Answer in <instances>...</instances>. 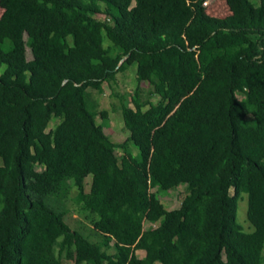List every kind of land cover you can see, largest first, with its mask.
<instances>
[{
	"label": "trees",
	"instance_id": "obj_1",
	"mask_svg": "<svg viewBox=\"0 0 264 264\" xmlns=\"http://www.w3.org/2000/svg\"><path fill=\"white\" fill-rule=\"evenodd\" d=\"M208 1L0 0V264L262 263L264 0ZM132 65L115 142L87 89ZM180 185L173 209L152 190ZM72 187L98 242L65 220Z\"/></svg>",
	"mask_w": 264,
	"mask_h": 264
},
{
	"label": "rangeland",
	"instance_id": "obj_2",
	"mask_svg": "<svg viewBox=\"0 0 264 264\" xmlns=\"http://www.w3.org/2000/svg\"><path fill=\"white\" fill-rule=\"evenodd\" d=\"M213 0H209L208 2H212ZM252 3L255 5L259 4V0H251ZM111 42L109 39H104V45H109ZM27 57L30 58L31 54L29 49H27ZM109 84L105 83L103 87V91L99 92L96 89L88 88V106L90 109L93 108L94 101L97 103L98 109H106L108 110V117L103 120L99 115L96 117L97 123H104V132L109 135L110 139L115 142L123 141L127 135L128 130L124 125V121L121 115L119 108L120 105V97L117 94H122L124 96L125 102L134 107L131 102V95L136 86V79H135V66L132 65L126 70L125 72H121L117 74L116 83L111 81ZM111 87V88H110ZM117 93V94H116ZM90 95V98H89ZM140 98L142 101H156L157 97L152 95L149 91L147 86L144 83L141 85L140 90ZM57 119H52L47 130L53 128L54 125L57 123ZM117 155H120V151H116ZM133 153L138 154L137 148L133 147ZM37 169H40L38 166ZM91 175L89 174L85 178V190L88 191L90 188L91 183ZM156 192L158 198L163 203L165 208L173 209L179 207L182 198L186 193L185 185H180L176 188H173L169 191H158L156 188L152 189ZM76 189L72 187L69 191L68 196L65 198L64 203L67 209L65 214L66 222L73 228L86 236L89 240L93 242H98L101 240V236L98 232L94 231L91 228V224L88 219L85 217L83 211L79 209L75 202L76 196ZM248 196L247 193H242L237 201V209H236V218L239 224L241 225L242 229L246 232L253 231V225L247 219L246 211H247V204H248ZM151 223L145 222L144 226L147 228ZM113 248L109 249V252H113ZM55 251L58 254V247H55ZM138 256H142L144 254L143 250H139ZM59 255V254H58ZM264 256V250H263ZM62 260V264H74L73 262L67 260L64 255L60 256ZM81 264H86L81 263ZM155 264H162L160 262H155ZM261 264H264V258Z\"/></svg>",
	"mask_w": 264,
	"mask_h": 264
},
{
	"label": "crops",
	"instance_id": "obj_3",
	"mask_svg": "<svg viewBox=\"0 0 264 264\" xmlns=\"http://www.w3.org/2000/svg\"><path fill=\"white\" fill-rule=\"evenodd\" d=\"M144 253H145V252H144ZM143 255H144V254H143ZM143 255H142V256H143Z\"/></svg>",
	"mask_w": 264,
	"mask_h": 264
}]
</instances>
